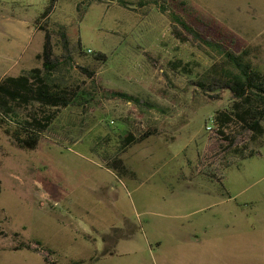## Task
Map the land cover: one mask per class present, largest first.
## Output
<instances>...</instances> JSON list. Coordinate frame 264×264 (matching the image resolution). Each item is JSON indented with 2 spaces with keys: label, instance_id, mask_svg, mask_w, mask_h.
I'll list each match as a JSON object with an SVG mask.
<instances>
[{
  "label": "rangeland",
  "instance_id": "rangeland-1",
  "mask_svg": "<svg viewBox=\"0 0 264 264\" xmlns=\"http://www.w3.org/2000/svg\"><path fill=\"white\" fill-rule=\"evenodd\" d=\"M47 34L77 97L33 150L11 135L38 107H0V264H264V133L239 159L208 129L235 101L223 52L264 72V0H0L8 76Z\"/></svg>",
  "mask_w": 264,
  "mask_h": 264
},
{
  "label": "trees",
  "instance_id": "trees-1",
  "mask_svg": "<svg viewBox=\"0 0 264 264\" xmlns=\"http://www.w3.org/2000/svg\"><path fill=\"white\" fill-rule=\"evenodd\" d=\"M51 8L43 14V17L49 13ZM170 16L185 30L199 37V32L189 26L182 16L175 12L171 13ZM61 36L65 44L68 43L67 35L62 32ZM203 41L208 46L217 48L216 44L210 40L204 39ZM217 46L221 52L222 48ZM223 55L236 70L229 75L226 84L233 93L235 101L229 110H221L216 113L215 119L219 125L217 131L221 137L228 141L225 146L226 152L239 155V159H246L253 156L254 152L244 154L243 148H239L235 143L240 134L247 132L251 134L264 133V72L243 54L235 55L233 52L225 51ZM39 57L43 59L42 69L32 68L25 74L17 77L7 76L0 82V107L5 111L14 112V107H38L29 119L19 125L11 135L17 145L30 150L38 146L40 133L51 125L55 111L68 107L77 97L76 90L56 82L54 71L57 66L52 60L48 34L42 55ZM50 108H54L55 111H46ZM134 140V136L131 135L127 137L126 143L129 144ZM231 165L232 162H229L227 167ZM106 239L107 237H105V241ZM28 248L31 246L29 245ZM45 260L47 261V258Z\"/></svg>",
  "mask_w": 264,
  "mask_h": 264
},
{
  "label": "crops",
  "instance_id": "crops-1",
  "mask_svg": "<svg viewBox=\"0 0 264 264\" xmlns=\"http://www.w3.org/2000/svg\"><path fill=\"white\" fill-rule=\"evenodd\" d=\"M29 68H31V67L22 68L20 71H23L24 72V71L28 70ZM8 72H9V68L6 69L5 68V64H4V61L1 60V62H0V82L3 81L8 76ZM17 76H19V75H17ZM72 113L75 114V115H72L73 116V119H71L69 121V123H70L69 125L70 126H76L77 127L79 125V122H78V120H75V117L78 114V112L76 111V112H72Z\"/></svg>",
  "mask_w": 264,
  "mask_h": 264
},
{
  "label": "built area",
  "instance_id": "built-area-1",
  "mask_svg": "<svg viewBox=\"0 0 264 264\" xmlns=\"http://www.w3.org/2000/svg\"><path fill=\"white\" fill-rule=\"evenodd\" d=\"M211 125L208 126L209 130H212L215 124L217 123L216 119L214 117L210 118Z\"/></svg>",
  "mask_w": 264,
  "mask_h": 264
}]
</instances>
